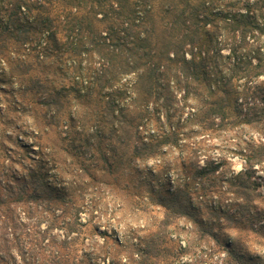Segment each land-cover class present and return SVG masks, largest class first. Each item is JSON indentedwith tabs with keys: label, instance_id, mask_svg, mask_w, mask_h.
Wrapping results in <instances>:
<instances>
[{
	"label": "trees",
	"instance_id": "1",
	"mask_svg": "<svg viewBox=\"0 0 264 264\" xmlns=\"http://www.w3.org/2000/svg\"><path fill=\"white\" fill-rule=\"evenodd\" d=\"M0 36H5L1 58L19 78L56 57L50 61L57 63L62 82L33 74L18 90L34 95L35 107L48 109L50 117L64 109L73 128V135L67 130L62 136L72 168L89 181L101 173L106 177L102 185L127 196L137 195L135 187L144 182L137 176V163L155 157L164 145H180L184 128L208 132L242 124L254 129L256 138L244 139L243 168L227 186L234 197L215 213L233 230H252L253 221L262 219L264 192L259 187L264 177L255 167L264 164V82L256 81L264 75V0H0ZM129 75L133 82L121 84ZM127 89L134 95L129 101ZM192 99L193 112L167 134L143 135L150 102L169 109L176 105L181 113ZM90 103L93 123L84 126L81 107ZM1 147L2 141L0 248L9 242L10 231L25 228L26 219L43 212L52 214L59 228L72 227L73 219L65 221V213L72 212L73 199L50 180L57 167L47 166L50 160L43 153L34 158L26 154L30 166L16 171L4 162ZM8 158L15 165L17 159ZM186 158L184 168L195 164ZM217 167L219 163L208 160L195 170L202 175ZM145 198L163 216L154 230L121 250L122 264H159L170 241L167 227L182 217L198 227V239L210 238L225 252L223 264H264L223 242L220 232L204 224L188 188L160 189ZM70 239L67 234L62 241L66 245ZM53 243L58 251L51 264H65L60 249L65 245ZM108 261L99 264H115Z\"/></svg>",
	"mask_w": 264,
	"mask_h": 264
},
{
	"label": "rangeland",
	"instance_id": "2",
	"mask_svg": "<svg viewBox=\"0 0 264 264\" xmlns=\"http://www.w3.org/2000/svg\"><path fill=\"white\" fill-rule=\"evenodd\" d=\"M4 37L0 36V43ZM1 57L0 142H3L1 150L5 152L4 162L15 166L16 171H22L23 167L30 166L28 157L34 158L43 153V158L50 160L47 166L57 167L54 168L56 171L53 170L56 176L50 175V180L60 191L66 190L73 199L70 205L72 212H75L65 213V221L73 219L70 228H59L55 217L43 212L42 216L26 219L25 228L18 231L9 229V242L0 248L3 264H51L53 253L58 251L53 242L65 245L62 240L67 234L71 238L66 244L68 246L65 245L64 249L60 247L65 264H99L103 260L122 264L121 250L154 230L163 216L162 210L153 207L152 201L145 197L155 196L160 189L172 190L181 185L190 191L191 205L199 210L198 217L204 224L220 232L223 242L238 247L255 261L264 262V227L261 226L264 224V203H260L262 219L253 221L252 230L229 229L223 226L220 214L215 213L217 209L228 206L234 197L227 186L232 174L243 168L241 152L245 147L244 139L248 136L256 138L254 129L242 124H226L208 132H191L189 127L184 128L180 145H164L158 155L137 163V176L143 177L144 182L135 187L137 195L127 196L102 185L100 180L106 177L101 173H98V180L91 182L87 174L72 168V158L62 136L67 130L73 135V128L64 109L60 115L50 117L48 109L35 107L37 100L34 95L18 90L20 84L25 86L29 83L33 74L52 75L50 81H58L59 77L62 82L63 74L57 69V63L50 61L56 57L47 58L30 74L20 78L14 75ZM133 80L134 76L129 75L123 76L120 82L130 85ZM259 80L264 82V75L256 79ZM50 81H47L49 86L53 84ZM127 92L131 95L127 97L129 101L134 95L130 89ZM187 104L180 113L175 109L176 105L169 109L159 102H150L148 125L144 127L143 135L148 138L160 133L167 134L179 120L190 116L196 101L192 99ZM91 113V103L81 107L80 118L84 126L93 123ZM186 143L189 146L183 145ZM55 154L58 155L57 160ZM8 157L17 159L15 165L9 162ZM186 157L193 158L195 164H186L184 168L181 162ZM208 160L219 163L217 170L198 174L196 164L204 166ZM255 168L256 174L264 177V164ZM261 183L259 188L264 192V179ZM197 229L186 218L174 219L167 227L170 241L159 264H223L225 252L210 238L198 239Z\"/></svg>",
	"mask_w": 264,
	"mask_h": 264
}]
</instances>
